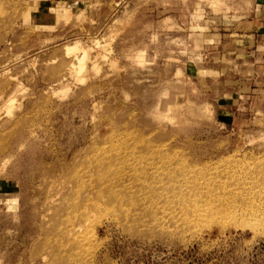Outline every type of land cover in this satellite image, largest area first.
I'll list each match as a JSON object with an SVG mask.
<instances>
[{"label":"rangeland","instance_id":"1","mask_svg":"<svg viewBox=\"0 0 264 264\" xmlns=\"http://www.w3.org/2000/svg\"><path fill=\"white\" fill-rule=\"evenodd\" d=\"M0 264H264V0H0Z\"/></svg>","mask_w":264,"mask_h":264},{"label":"bare ground","instance_id":"2","mask_svg":"<svg viewBox=\"0 0 264 264\" xmlns=\"http://www.w3.org/2000/svg\"><path fill=\"white\" fill-rule=\"evenodd\" d=\"M219 3H220V2H219ZM219 3H216V4H219ZM213 4H214V3H213ZM219 5H220V4H219ZM215 6H216V5H215ZM217 6H218V5H217ZM217 6H216V7H217ZM68 52H70V51H68ZM73 60H74V59H73ZM75 60H76V59H75ZM75 60H74V62H73L72 60H71V62H70V69H69V72H70V73H69V74H72V72L75 73V71H77V70L74 69L75 67H74V64H73V63L76 62ZM79 62H80V60H79ZM82 64H83V62H82ZM82 64H81V62H80L79 65H82ZM79 65H78V66H79ZM75 66H76V65H75ZM78 66H77V67H78ZM77 67H76V68H77ZM79 68H80V67H79ZM73 69H74V71H73ZM80 70H81V69H80ZM74 73H73V74H74ZM64 78H66V77H64ZM58 80H59V79H58ZM61 82H63L62 79H61ZM10 98H11V96L9 97V99H10Z\"/></svg>","mask_w":264,"mask_h":264}]
</instances>
